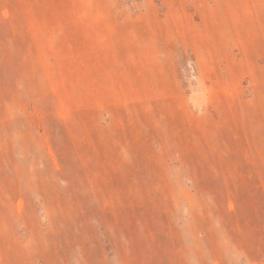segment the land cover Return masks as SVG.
I'll list each match as a JSON object with an SVG mask.
<instances>
[{
  "label": "rangeland",
  "instance_id": "rangeland-1",
  "mask_svg": "<svg viewBox=\"0 0 264 264\" xmlns=\"http://www.w3.org/2000/svg\"><path fill=\"white\" fill-rule=\"evenodd\" d=\"M0 264H264V0H0Z\"/></svg>",
  "mask_w": 264,
  "mask_h": 264
}]
</instances>
